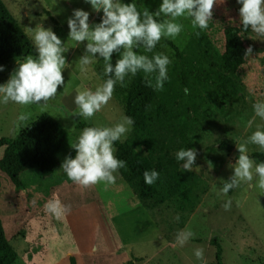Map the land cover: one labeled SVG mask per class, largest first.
<instances>
[{"label": "rangeland", "instance_id": "rangeland-1", "mask_svg": "<svg viewBox=\"0 0 264 264\" xmlns=\"http://www.w3.org/2000/svg\"><path fill=\"white\" fill-rule=\"evenodd\" d=\"M4 1L31 38L37 24L53 31L60 26L58 37L69 49L64 55L70 64L63 72L65 85L43 109L35 104L0 102V137L14 136L25 128L16 126L21 113H31L28 124L35 116L48 112L67 131L53 174L44 176L37 169L26 170L20 175L24 186L17 187L0 170V216L20 256L15 264H71V258L76 264H126L129 260L134 264H203L194 255L197 248L204 249V258L211 264L216 250L210 243L213 236L223 246L224 264H264V190L254 186L258 176L254 174L253 186L242 182L227 195L221 192L224 181L234 175L229 165H234L240 155L237 144L245 143L256 130L264 131V119L258 116L252 127H247L255 116L253 105L264 102V37L251 30L243 34L253 53L237 73L225 69L222 57L224 29L240 26L241 6L237 0H219L207 29H194L190 18L178 19L182 32L175 39H167L179 47V56L166 38L151 53L142 46L133 49L150 58L162 53L172 61L163 90L157 92L141 122L132 126L126 138L122 137L141 163L161 162L166 167L155 170L159 179L147 184V190L127 163L119 170L116 183L108 186L77 185L61 169L81 134L76 129L79 120L111 127L126 116L114 93L92 119L76 115L77 90H95L104 83V61L97 54L94 63L81 71L78 60L85 53L87 41L77 45L69 39L67 20L74 9H83L90 13V24H98L103 12H95L85 0ZM122 2L135 3L152 13L162 4V0ZM46 11L57 23L47 17ZM26 58L0 64L4 68L0 85L6 84L17 69V60L23 62ZM189 148H195L198 155L193 171L185 172L176 153ZM115 149V156L125 161ZM247 149V154L261 151L255 144H248ZM3 151L0 147V158ZM229 199L232 205L226 211L223 205ZM50 200H58L70 211L57 220L45 211ZM185 229L195 235L180 247L176 234Z\"/></svg>", "mask_w": 264, "mask_h": 264}, {"label": "clouds", "instance_id": "clouds-1", "mask_svg": "<svg viewBox=\"0 0 264 264\" xmlns=\"http://www.w3.org/2000/svg\"><path fill=\"white\" fill-rule=\"evenodd\" d=\"M92 9L103 12L102 21L90 24V13L83 9H74L67 24L70 29L69 39L82 44L87 41L84 55L78 64L81 71L94 63V58L104 61V74L108 78L95 90H77L75 104L76 115L84 119H92L102 111L113 97L117 83L126 86L125 79L142 72L147 86L162 91L169 80L168 66L172 63L167 55L156 53L151 58L148 55L137 54L134 48L143 47L145 52L151 53L163 38L175 39L183 30V25L176 22L180 18L191 19L192 27L207 29L213 21L214 7L219 0H162L159 9L152 13L147 8L141 13L135 3H123L122 0H85ZM240 24L247 32L251 29L260 37H264V0H237ZM166 17L158 20L157 17ZM33 44L37 57L28 56L23 62L17 60L18 67L6 84L0 85V102H13L22 106L39 105L43 109L54 99L58 88L65 85L63 72L70 68L65 53L69 51L65 42L51 28H44L37 24L33 29ZM199 34V33H197ZM120 54L115 64L113 54ZM253 48L246 49L245 57H250ZM0 66V71H3ZM154 81V82H153ZM187 94V90H186ZM255 116L248 121L247 127H252L255 117L264 119V102L253 105ZM31 113H21L17 118V128L27 127ZM134 120L123 116L120 122L111 127H86L78 137L75 146V158L67 157L61 166L69 180L83 187H91L100 183L106 186L116 183L119 170L126 167V161L115 156L114 143L126 138L132 130ZM259 129V126H257ZM255 144L264 151V131L256 130L247 141L237 144L240 155L234 165V175L229 181H224L221 192L225 195L242 182L252 185L254 174L258 176V184L254 185L264 190V162L255 163L247 154V145ZM197 150L181 149L176 153V159L182 161L185 172H192L197 160ZM198 168V167H197ZM144 180L148 185L159 179L158 171H145ZM215 187V186H214ZM229 199L224 205L226 211L231 209ZM45 211L61 219L70 208L61 206L58 200H50L45 204ZM177 221L179 216L175 218ZM191 230H181L176 234V244L185 246L194 237ZM95 250V249H93ZM195 257L207 264L204 249L197 248Z\"/></svg>", "mask_w": 264, "mask_h": 264}, {"label": "trees", "instance_id": "trees-1", "mask_svg": "<svg viewBox=\"0 0 264 264\" xmlns=\"http://www.w3.org/2000/svg\"><path fill=\"white\" fill-rule=\"evenodd\" d=\"M129 1V0H126ZM241 6V5H240ZM138 10H143L137 5ZM47 17L57 23V19L46 11ZM163 20L165 17H157ZM60 26H55L54 32L59 34ZM247 32L240 26H227L224 29L225 47L222 54L225 69L228 72L237 73L240 67L246 62V43L243 34ZM166 42L180 55L179 47L170 39ZM36 48L32 38L23 28L20 21L13 15L4 0H0V64L9 62L19 57L36 56ZM120 58V54H113V64ZM168 66V70H169ZM108 77H104V81ZM154 82V81H153ZM126 86L116 84L114 95L122 102V107L126 116L134 120L133 125H138L148 107L154 100L157 90L146 84L144 74L137 73L130 79L126 77ZM86 127H99L94 123L86 120H79L76 129L81 133ZM67 131L64 125L48 112H42L28 122L27 127L21 129L14 136L0 137V147H4L2 157L0 158V170L5 171L11 181L17 187H23L24 182L20 175L22 172L31 169L39 170L42 175L49 176L54 173L59 165V152L66 140ZM78 141V140H77ZM76 141V143H77ZM75 143V144H76ZM75 146V145H74ZM114 146L121 152L122 157L132 169L141 177V186L147 190L148 186L144 180L145 171H153L165 169L161 163L143 164L130 152L122 141H117ZM232 149L231 145H222ZM76 150L73 148L71 157L75 158ZM250 158L257 163L264 162V152L255 151L248 154ZM1 182V176H0ZM210 243L215 245V259L211 264H224L223 246L217 236L210 239ZM18 251L10 243L0 216V264H15L18 259ZM71 264H76L71 258ZM126 264H134L133 260H129Z\"/></svg>", "mask_w": 264, "mask_h": 264}, {"label": "crops", "instance_id": "crops-1", "mask_svg": "<svg viewBox=\"0 0 264 264\" xmlns=\"http://www.w3.org/2000/svg\"><path fill=\"white\" fill-rule=\"evenodd\" d=\"M19 257H20V256H19ZM19 257H18V259H19ZM18 259H17V260H18ZM24 264H29V263H27V262H24Z\"/></svg>", "mask_w": 264, "mask_h": 264}]
</instances>
